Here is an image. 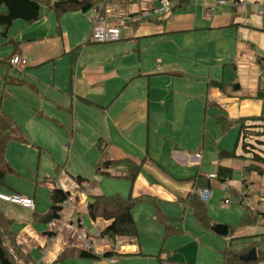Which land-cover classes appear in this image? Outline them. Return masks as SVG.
<instances>
[{
    "label": "crops",
    "instance_id": "0c3cea01",
    "mask_svg": "<svg viewBox=\"0 0 264 264\" xmlns=\"http://www.w3.org/2000/svg\"><path fill=\"white\" fill-rule=\"evenodd\" d=\"M56 1L43 0L35 22L15 20L7 37L0 26L8 44L0 51L6 66L0 67V130L8 132L3 119L11 129L4 163L11 170L0 180V193L35 202L28 210L0 200V211L28 264H225L232 239L240 250L245 242L256 244L251 262L264 264V177L245 170L250 154L238 140L237 123L264 117L258 96L264 89V0L238 6L190 0L148 20L134 17L160 0L105 1L61 16L49 7ZM97 12L120 29V40H90ZM14 55L28 59L21 71L9 63ZM219 116L234 124L223 131ZM100 139L115 161L108 175L96 172ZM222 149L236 157L220 158ZM125 161L141 165L133 182ZM219 166L233 170L230 180L218 178ZM58 188L74 196L61 230L45 221ZM198 188L213 192L203 202L210 227L187 201ZM116 194L139 199L133 210L138 240L100 236L109 222L88 213L94 196ZM157 211L171 220L174 234L166 236ZM79 223L90 250L73 227ZM219 223L228 226L227 235L213 230ZM81 249L100 258H82ZM109 251L112 257H102Z\"/></svg>",
    "mask_w": 264,
    "mask_h": 264
},
{
    "label": "trees",
    "instance_id": "16d2710c",
    "mask_svg": "<svg viewBox=\"0 0 264 264\" xmlns=\"http://www.w3.org/2000/svg\"><path fill=\"white\" fill-rule=\"evenodd\" d=\"M108 2H118L123 4L134 3L138 0H57L53 5L49 7L57 12L59 16L70 11H82L87 12L91 9L98 8L100 5ZM41 2L43 0H0V7H5V11H0V26H2V34L7 37L8 30L12 26L15 20H24L28 23L37 21L41 16ZM190 3V0H175L174 9L186 8ZM172 8V10H173ZM151 9V8H150ZM149 9V10H150ZM146 10V9H145ZM144 10L137 12L138 14ZM136 13V14H137ZM134 13H131L132 16ZM219 87H223L219 84ZM258 96L264 97V89L260 91ZM1 122V120H0ZM6 124L5 127L0 130V180H3L5 174L11 170V167L5 163V150L6 144L9 141L11 129L7 125V121L3 119ZM217 122L223 131H226L234 124V121L226 116H219ZM240 135L239 141H241L242 149L244 153L250 154V164L245 168L247 172H256L258 175L264 177V153L256 151V145L252 149L250 139L253 135H264V117H250L239 119ZM258 129L257 131H252ZM250 132V133H249ZM255 132V133H254ZM9 133V134H8ZM97 148L100 152L101 158L96 165V172L102 175H108V168L115 162L109 159L106 152V145L103 140L100 139L97 144ZM243 156H245L243 154ZM236 157L235 151H228L222 149L220 151V158ZM129 171L127 174L128 179L133 182L136 175L141 170V165H136L130 161L124 162ZM4 165V166H3ZM233 170L229 167L219 166L218 178L221 181H227L232 178ZM69 192H65L62 189H54L51 194L52 205L50 210L46 213L45 221L48 223L57 218V211L61 208L60 204L67 199ZM188 203L193 206L194 213L198 221L206 227H210L213 224L211 217L208 214L207 208L203 201L199 199L194 192L188 197ZM139 199L133 197H123L121 195H98L94 196L92 201L88 204V213L93 220L101 218L104 221L109 222L101 231L100 236H107L113 241L117 238H129L133 240L139 239V233L134 219L133 210L137 206ZM157 220L162 223L166 228V236L174 234L171 226V220H169L163 214L156 212ZM11 221L0 211V264H28L27 257L24 256L23 250L17 244L13 238V234L10 231ZM244 222L240 223V226L244 225ZM243 239V238H241ZM234 239L230 241L229 246L223 251V257L225 264H254L252 262H244L240 259V256L249 252L252 248L259 249L254 243H243L245 249L240 250L232 243ZM236 240H238L236 238ZM78 255L82 258L97 259L99 255L91 251L80 250ZM114 255L113 251L104 253L102 257L108 258Z\"/></svg>",
    "mask_w": 264,
    "mask_h": 264
},
{
    "label": "built area",
    "instance_id": "2783aa9c",
    "mask_svg": "<svg viewBox=\"0 0 264 264\" xmlns=\"http://www.w3.org/2000/svg\"><path fill=\"white\" fill-rule=\"evenodd\" d=\"M219 4L222 5H235L238 6L240 4H244L245 0H217ZM175 0H160L159 5L153 9H148L140 12L137 14L134 19L136 20H148L152 18L160 17L161 15L168 14L171 12L174 6ZM258 12H263L262 7L258 8ZM90 40L97 43H105V42H116L121 39V31L116 26H109L108 20L106 16H104L101 12H97L93 18L92 28L90 33ZM9 63L16 68L17 70L21 71L26 67L28 64V59L24 56L14 55L9 60ZM209 178H215V174L208 175ZM83 187L86 186L85 182H81ZM195 193L199 197V199L203 202H208L212 195V189L210 188H198L195 190ZM0 200L8 203H13L20 205L28 210H34L35 202L34 199L31 197H27L24 195H20L18 193H0ZM228 202V201H227ZM61 208L57 211V218L50 221L48 224L50 227H53L56 222L59 224V230H61L64 226L67 225L69 222V214L71 210L74 208V196L72 193L68 194L66 200H64L60 204ZM262 219L264 220V212L262 214ZM76 231L79 233L80 237L84 242V247L87 250H90L92 247L91 244L88 242V236L82 227V225L74 224L73 226ZM54 236V235H53ZM56 239L55 237L51 240Z\"/></svg>",
    "mask_w": 264,
    "mask_h": 264
},
{
    "label": "rangeland",
    "instance_id": "374dc122",
    "mask_svg": "<svg viewBox=\"0 0 264 264\" xmlns=\"http://www.w3.org/2000/svg\"><path fill=\"white\" fill-rule=\"evenodd\" d=\"M0 40H1V43H0V51H2V50H4L8 46V44H4V38H1L0 37ZM3 66H5V65L0 63V67H3ZM208 118H209V121L212 123L213 119H212V115L210 114V112L208 113ZM257 130L258 129H253L252 131H257ZM208 131L209 132H212V129L209 128ZM209 140H210V142H213L214 141L212 138H210ZM250 141H251L250 142L251 143V146L249 147L250 149H252L254 147V145H256V151H259L261 153H264V135H261V136H258V135H255L254 136L253 135V137L250 139ZM209 147L212 148V146H209ZM68 148H69V146H68ZM86 225H88V222L87 221H86Z\"/></svg>",
    "mask_w": 264,
    "mask_h": 264
},
{
    "label": "water",
    "instance_id": "95a60500",
    "mask_svg": "<svg viewBox=\"0 0 264 264\" xmlns=\"http://www.w3.org/2000/svg\"><path fill=\"white\" fill-rule=\"evenodd\" d=\"M213 230L220 235L228 234V226L224 224H216L213 226ZM240 259L244 262H251L257 259V249L252 248L247 254L241 255Z\"/></svg>",
    "mask_w": 264,
    "mask_h": 264
}]
</instances>
